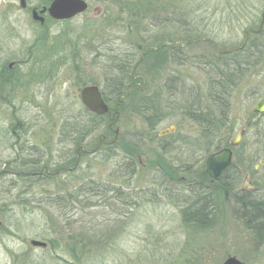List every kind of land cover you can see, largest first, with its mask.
I'll return each instance as SVG.
<instances>
[{"label": "rangeland", "instance_id": "1", "mask_svg": "<svg viewBox=\"0 0 264 264\" xmlns=\"http://www.w3.org/2000/svg\"><path fill=\"white\" fill-rule=\"evenodd\" d=\"M26 1L21 10L15 0H0V70L25 63L13 74L18 86L13 81L12 91L7 85L0 95V264H63L62 239H76L79 255L83 236L96 243L88 253H105L104 264H223L229 257L264 264V224L244 217L234 199L249 193L264 198V153L252 160L264 150V117L253 113L264 98V50L261 63L232 90L228 122L215 138L208 139L185 112L206 98L211 77L201 71V57L213 49H241L244 35H253L246 32L260 25L264 0H152L162 12L172 4L188 16L158 24L161 16L171 19L169 10L140 22L135 32L118 6L130 5L128 0H84V13L67 21L46 14L43 25L31 10L52 0ZM146 43L161 57H138ZM170 47L186 59L162 57ZM51 48L62 51L50 57ZM128 58L138 77L148 80L138 96L161 93V108L169 113L151 130L133 112L130 94L113 99L101 130L86 136L77 161L69 159L79 146L75 134L89 129L80 90H102L105 79L116 75L113 65L127 67ZM170 78L175 90L167 96ZM242 128L225 192L210 181L205 158L220 150L221 139L229 146ZM69 163L75 169L57 176H23ZM87 183L94 193L79 191ZM32 240L47 246L33 247ZM101 240L108 241L106 252Z\"/></svg>", "mask_w": 264, "mask_h": 264}, {"label": "trees", "instance_id": "2", "mask_svg": "<svg viewBox=\"0 0 264 264\" xmlns=\"http://www.w3.org/2000/svg\"><path fill=\"white\" fill-rule=\"evenodd\" d=\"M128 1L130 5L118 4V6L119 8H121L120 13L127 15L128 19L132 21L130 22V29L132 30L134 28L133 32L139 30L138 24L140 22H146L148 19L153 20L159 17V15H169L167 14V11L169 10L171 14L169 16L171 19H166L161 16V18L159 17L160 20L158 18V24H167L169 22L176 23L175 21L177 18H175L174 16L179 15V17L183 18H187L188 16V14L184 15L176 12L175 7L177 6L174 7V5L172 4H168L167 6H170V8L162 12V10H160L159 8L157 9L156 6H154L157 4H154V2L151 3L152 0H134L136 2L135 5L132 4L131 0ZM143 3H145L146 5L144 4L143 9H141ZM257 28L252 29L253 31H255L253 35L247 34V40L245 42V45L241 49L228 53L225 52L223 54L215 52V50L213 49L214 51L211 50L210 54L207 55L206 58L201 57L204 59L202 60V66L200 69L201 71L204 70L203 73H205L207 76L210 75L211 77L209 78L210 81L208 82V87L205 95L206 98L203 99L204 103L198 102V104L196 105L192 104L193 102L189 103L188 107L193 106V109L188 110L187 107L185 112L188 113L187 115H189L191 121L201 128V130L204 132V135L207 136L208 139L215 138L220 130L221 132L223 131L228 122L230 97L232 90L238 84H240L246 74L251 72L256 66L261 63V48L264 50V46L261 45L260 42L262 39H264V32L263 30H261L260 32L256 33ZM143 45V49L139 48V50L141 49V52L138 57L140 55L144 56V59L145 57H152L153 59L161 57V55L159 54V48H152L150 47L151 45L149 43ZM48 50L49 49L43 50V52H45V55L47 54ZM52 50L53 51H50V57L58 53V51H62V49L60 48H57L58 51L56 50V48ZM180 52L181 50L178 47H170L165 49V51L163 52L165 54H163L162 57L165 55H172L168 56L171 60L173 58L177 60L178 58L182 60L186 59V57ZM131 64L132 59L128 58L126 64L127 67H123L124 65L122 63L120 67L117 65V63L113 65V72H115L116 75H113V77L110 76L105 79L104 87L102 89L103 98L105 102H110L113 99L120 100V98H123L127 94H130L129 97L131 98V100H135L132 101L134 102L133 112L145 123V125L149 129L154 130V128L164 120V116L168 111L164 110L163 107L161 108V102L163 101L162 98L161 101L159 100L161 93L159 97L157 92H154L152 94L147 92L145 96L144 94L138 96L147 89L148 80L146 78V81H144L142 77H138L139 74L135 72L137 67H132ZM170 80L171 78L167 82H165L166 88L164 89V92L167 94V96H170L171 93L175 90V88L173 87V83ZM142 82H144V84H142ZM137 83H141V87H137ZM80 112L87 113V118L89 119V129L80 132V135L75 134V139H78V142L76 140V143L74 145H83L85 143L86 136H89L96 131L101 130V125L103 123L102 120L104 118L103 116L99 117L93 115L83 108L82 111L80 110ZM254 116L261 118L264 117L259 115ZM93 124L95 127H93ZM225 147H228V142L224 139H221V149ZM232 151L235 152V149H232ZM263 153L264 150L257 151L254 159L252 160L257 161L259 158H261ZM229 169L230 167H227L226 170L222 173L221 185H219V187L221 186V190L225 192H228L231 189L232 185V180L228 179ZM94 190V186H89V184L87 183L83 185L82 189H80L79 191L87 195L86 193H94ZM77 196L78 194L73 197L75 198V201L78 198ZM259 196V194L254 196L253 193H249L247 196L241 197L239 194H236L234 195V199L238 201L237 203L241 204L240 208L243 212L244 217L250 219L254 218L257 223L264 224V198H260ZM57 197L59 198V196ZM62 240L63 245H61V247L66 251V256L68 257V260L60 259V261L62 260L63 264H104L105 253L103 252L107 251L105 245H107L108 241H97V244H100L105 249H102L101 247L103 254L92 256L90 253H88V249H91V247L96 243L94 240L93 242L89 237L83 236L82 239H79V243L81 244L80 251L83 252V254L79 255L75 253V250L77 249L75 242H78L76 241V239L74 241L73 238L69 237V239L67 238Z\"/></svg>", "mask_w": 264, "mask_h": 264}, {"label": "water", "instance_id": "3", "mask_svg": "<svg viewBox=\"0 0 264 264\" xmlns=\"http://www.w3.org/2000/svg\"><path fill=\"white\" fill-rule=\"evenodd\" d=\"M21 10L27 8L26 0H16ZM88 8L84 0H52L47 8H42L39 12L32 10L31 17L34 21L39 22L41 25L44 23L43 15L46 13L49 18L55 21H67L75 18L76 16L84 13ZM264 20V12L262 14V22L256 32H260ZM251 33V31H248ZM80 99L83 106L92 114L103 116L108 113L109 109L104 102L101 92L97 86L84 87L80 92ZM253 113L256 115L264 116V98L254 105ZM173 131V127L170 128ZM245 135V129L242 128L238 134L230 140L229 146L236 147ZM232 152L230 148H223L218 152L211 154L205 161V170L211 180L216 179L219 175L231 164ZM263 164V162H261ZM1 225V224H0ZM31 246L36 248L45 249L46 243L32 240ZM223 264H243L236 260L234 257L227 258Z\"/></svg>", "mask_w": 264, "mask_h": 264}, {"label": "flooded vegetation", "instance_id": "4", "mask_svg": "<svg viewBox=\"0 0 264 264\" xmlns=\"http://www.w3.org/2000/svg\"><path fill=\"white\" fill-rule=\"evenodd\" d=\"M44 8V7H42ZM37 12H39L40 10H37L36 8H34ZM33 10V9H32ZM31 10V12H32ZM46 15V13L43 15V18L44 16ZM261 21H262V18H261ZM260 21V23H261ZM44 22H45V19H44ZM247 35L245 34V37ZM247 39V38H246ZM220 52V51H219ZM221 53V52H220ZM45 60H47L48 58H44ZM27 63V62H26ZM20 64H25V63H20L19 61H13V62H9L7 65H6V68H1L0 70V95H2L3 93L6 92V89L5 87L8 85L10 86L9 90L12 91V87H13V81L15 82L14 85L15 86H18L17 85V82L15 81L16 79H18V77H13V74L15 72V68L17 65H20ZM52 66V65H51ZM54 70V67H52V71ZM43 71H46V68H43ZM56 71L59 72V69L56 68ZM8 92V91H7ZM81 92V90H80ZM79 100H80V104L81 106L87 111V109L82 105L81 103V99H80V93H79ZM88 112V111H87ZM82 147H80V145L78 146V148H75L74 149V153H73V157H69V159H72V158H75V160L77 161L79 159V155L82 154ZM68 158V157H67ZM69 159H66L65 163L68 162ZM64 163V162H63ZM72 163H69L68 165L64 164L61 168H59L58 170H55L54 172H49L46 168H43L40 173H26V174H22L23 176H26V177H33V176H39V175H49V176H57V174L62 171H65V172H71L73 169H75V166H73V168L71 167ZM66 165V166H65ZM230 167V166H229ZM228 167V168H229ZM226 170V169H225ZM224 170V171H225ZM223 171V172H224ZM222 172V173H223ZM222 173L219 175L218 178L216 179H213V180H210L211 182H217L219 185H221V175Z\"/></svg>", "mask_w": 264, "mask_h": 264}]
</instances>
